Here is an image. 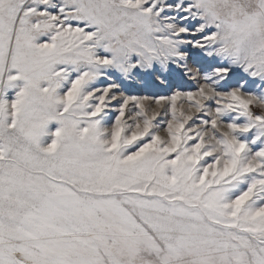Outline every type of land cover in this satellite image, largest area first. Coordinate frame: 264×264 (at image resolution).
I'll return each instance as SVG.
<instances>
[{"label":"snow or ice","instance_id":"6c2138e0","mask_svg":"<svg viewBox=\"0 0 264 264\" xmlns=\"http://www.w3.org/2000/svg\"><path fill=\"white\" fill-rule=\"evenodd\" d=\"M0 264H264V0H0Z\"/></svg>","mask_w":264,"mask_h":264}]
</instances>
